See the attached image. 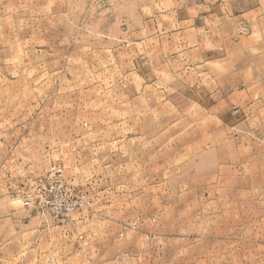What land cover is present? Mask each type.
Segmentation results:
<instances>
[{
	"label": "rangeland",
	"instance_id": "rangeland-1",
	"mask_svg": "<svg viewBox=\"0 0 264 264\" xmlns=\"http://www.w3.org/2000/svg\"><path fill=\"white\" fill-rule=\"evenodd\" d=\"M37 2L0 0V264H20V246H4V240L32 231L21 228L27 222L52 237L56 223L79 240L91 255L76 264H264L260 182H252L247 196L251 212L224 215L253 224L247 232L255 241L235 248L241 256L251 250L252 258L215 262L213 226L224 219L212 212V191L197 215L185 211L181 178L169 182L167 195L160 182L138 179L159 172L144 158L150 141L196 140L210 116L150 113L163 110L157 99L163 87L136 79L123 55L101 53L99 38L87 37L96 43L87 49L85 37H70L64 19L53 21L51 6ZM175 159L174 174L185 172ZM54 166L82 206L57 208L38 196V184Z\"/></svg>",
	"mask_w": 264,
	"mask_h": 264
},
{
	"label": "crops",
	"instance_id": "crops-1",
	"mask_svg": "<svg viewBox=\"0 0 264 264\" xmlns=\"http://www.w3.org/2000/svg\"><path fill=\"white\" fill-rule=\"evenodd\" d=\"M37 3L51 6L53 21L64 19L70 37H85L87 49L94 51L91 45L96 44L87 37L99 38L101 53L123 55L136 79L149 87H163L164 96L157 98L162 100L163 110L152 108L150 113L210 116L211 125L202 133L198 131L196 140L178 142L170 136L162 143L150 141L144 158L158 166L159 172L151 170L138 179L160 182L167 195L171 192L169 182L181 178L185 211L197 215L205 206V192L212 191V212L224 219L213 226L212 260L251 259V250L241 256L235 248L252 245L254 236L247 231L253 224L238 222L241 218L225 219L224 215L252 211L247 200L252 182H260L264 193V0ZM116 63L120 67L122 61ZM176 94L179 96L174 97ZM200 124L198 119V128ZM174 158L180 159L175 161L185 172L174 174ZM51 224L53 237L36 233L39 228L33 222L21 224L23 230H33L22 232L20 240H4V246H20L16 250L20 264L49 260L76 264L78 257L91 255L79 240L65 236L62 226Z\"/></svg>",
	"mask_w": 264,
	"mask_h": 264
},
{
	"label": "built area",
	"instance_id": "built-area-1",
	"mask_svg": "<svg viewBox=\"0 0 264 264\" xmlns=\"http://www.w3.org/2000/svg\"><path fill=\"white\" fill-rule=\"evenodd\" d=\"M62 168L54 166L44 177L43 183L38 184L37 191L40 197H45L46 204L57 203V208L71 210L82 206L83 201L79 200L77 194L70 187H66L61 178ZM49 196V199H48ZM30 199H34L31 196ZM43 203V200L39 201Z\"/></svg>",
	"mask_w": 264,
	"mask_h": 264
}]
</instances>
